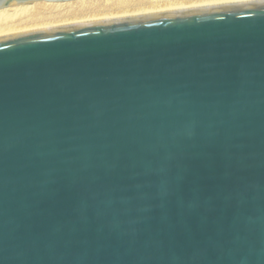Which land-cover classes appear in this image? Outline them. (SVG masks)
<instances>
[{
  "label": "water",
  "instance_id": "95a60500",
  "mask_svg": "<svg viewBox=\"0 0 264 264\" xmlns=\"http://www.w3.org/2000/svg\"><path fill=\"white\" fill-rule=\"evenodd\" d=\"M0 264H264V0L0 37Z\"/></svg>",
  "mask_w": 264,
  "mask_h": 264
},
{
  "label": "bare ground",
  "instance_id": "6f19581e",
  "mask_svg": "<svg viewBox=\"0 0 264 264\" xmlns=\"http://www.w3.org/2000/svg\"><path fill=\"white\" fill-rule=\"evenodd\" d=\"M257 0H11L0 8V37L74 24Z\"/></svg>",
  "mask_w": 264,
  "mask_h": 264
}]
</instances>
